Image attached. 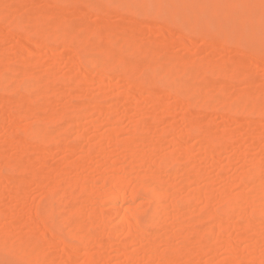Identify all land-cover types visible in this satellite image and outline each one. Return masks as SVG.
<instances>
[{"label":"rangeland","instance_id":"374dc122","mask_svg":"<svg viewBox=\"0 0 264 264\" xmlns=\"http://www.w3.org/2000/svg\"><path fill=\"white\" fill-rule=\"evenodd\" d=\"M90 1L97 6L92 8ZM102 2L105 0H0V12L10 15L7 23L0 24V191L4 193L0 197V264H34L27 260L30 256L38 258L37 264H184L182 256L168 263L158 253L180 254L185 246L190 256L188 264H264V214H255L257 208L264 213V203L257 201L259 192L254 195V204H245L244 221L255 223L247 231L236 228L235 216L228 222L230 235L219 229L216 219L202 217L204 222L196 223L204 211L206 195L215 199L211 209L221 216L222 199L246 197L251 188H262L258 185L264 181V139L257 144L251 132L259 130L264 138V114H232L223 119L222 110L235 106L242 94L254 90L253 86L256 91L248 94L264 102V56L253 62L251 55L231 45H211L196 35L165 27L155 15L156 19L144 20L132 11L120 10L118 4L100 15L98 6ZM148 5L139 2L133 7L143 13ZM159 5L167 13L177 3L161 0ZM41 11H45L48 29L60 24L77 33V51L85 55L84 49L91 48L89 43L104 44L107 36H112L114 48L131 61L133 77L123 80L108 72L95 76L90 64L99 55L96 48L89 50L85 63L79 64L78 54L65 44L53 42L55 38L40 44L33 33L36 28L41 30L35 17ZM183 23L188 27L192 20L187 18ZM24 24L34 26L32 35L14 29ZM58 29L62 34L64 28ZM146 48L155 50L152 56ZM152 52L159 62L152 59ZM202 68L208 70L203 84L195 88L201 95L192 99L202 101L207 94L212 102L217 101L215 104H223L217 107L223 108L222 113L215 108L201 111L188 106L187 100L177 102L176 94L166 96L167 80L192 83L189 73ZM234 68L238 75L239 71L248 75L240 72L241 80L232 78L231 83L218 74L219 69L229 72ZM141 76L157 81V96L151 98L145 90L130 87L132 80ZM80 107L83 109L78 110ZM188 117L194 123H206L210 137H230L229 145L207 155L204 137L182 132ZM240 118L245 125L236 121ZM149 120L153 121L150 131L139 133V125L149 124ZM170 126L175 127L174 132H167ZM38 133L49 138L59 135L63 141L43 145L36 142ZM18 139L26 143L20 145ZM101 140L102 154L93 153L92 148ZM124 143H136L135 150L149 155L151 163L138 162L133 173H126L130 151L121 150ZM156 143L162 148L156 150ZM159 157L163 159L161 164ZM256 162L260 178L246 179ZM187 163L197 174L190 183L179 172ZM146 175L160 188L173 191L176 204L168 207L160 233L124 245L117 239L125 233L119 230V215L108 204H101L100 192L108 185L129 191L145 182ZM119 181L126 182V188L114 185ZM17 189L22 190L21 198L12 194ZM192 192L202 193L203 199L191 200ZM154 206L148 193L142 192L134 202L138 220ZM94 213L103 215L105 223V232L98 233L99 244L94 246H83L59 229L50 228L47 233L39 227L40 220L48 228L54 223L66 233L76 231L86 238L94 232ZM108 231L114 235H108ZM196 231L214 243L212 253H203L200 244L191 241ZM229 241L235 252L228 250L232 248Z\"/></svg>","mask_w":264,"mask_h":264},{"label":"bare ground","instance_id":"6f19581e","mask_svg":"<svg viewBox=\"0 0 264 264\" xmlns=\"http://www.w3.org/2000/svg\"><path fill=\"white\" fill-rule=\"evenodd\" d=\"M47 1H51V0H47ZM160 1L161 0H105V2H102L103 4H101L102 6H98L99 7L98 12L100 13V15L106 14L109 9L111 10V8L113 9L114 7H117V4H118L120 6V10H124L125 12L132 11L142 16L144 20H146L145 18L152 19V17H154L152 15H155L156 18L160 19L163 22L165 27L175 28V29H178L179 31L182 30L183 33L189 36L196 35L200 38H203L204 40H207L211 45L213 44L214 46H219V47L231 45L235 47L237 50L239 49V51L244 52L245 55L247 54L246 56L251 55L253 62L258 61L259 57L264 56V0H164L169 3H177V5H173L167 13L163 12L162 10L158 8V7H161L159 5ZM139 2H143L146 4L149 3L148 6H145L143 13L138 12L137 9L133 7V4L139 3ZM152 3H158V4L152 5ZM91 4L93 3H91L90 1V5ZM91 6L93 8L97 5H94V6L91 5ZM3 11L0 12L1 13L0 14V24L2 25L7 23L8 16H10L9 13H5ZM35 17H36L37 23L40 24L39 27L38 26L36 27H38L41 30L37 31L38 29L36 28L35 29L36 33H33V34L36 36L34 38H36L40 44H47V42H52L51 39L55 38L53 39L54 40L53 42L65 44L67 46V49L74 52L75 54L76 53L78 54L76 55L78 56L77 60L79 64L85 63L87 60V54H89L88 53L89 50L91 51L92 48H96V51L99 52L98 53L99 55H97V58L91 60V64H90V68L96 74L95 76L101 77L102 73L108 72L111 74H115L116 76H118L119 78L123 80L133 77L131 75V66H132L130 64L131 61L127 59L126 57L121 56L120 53L114 48V41H113L112 36L108 35L107 41H103L104 44H102V41L101 43H98L97 42L98 40L96 41L97 44H94L95 41L93 43L92 42L89 43L91 45V48L84 49V50H87V53L85 52L86 53L85 55L83 52L80 53L77 51L78 50L77 42L79 41L80 38L79 36H77V33H75L73 30H70L71 28L69 29V27H65L60 24H55L51 27V30L50 28L48 29V27L45 25V20H44L45 11L39 12L38 14H36ZM155 17L153 19H156ZM187 18L192 20L191 26H188V27L183 25L184 24L183 20ZM24 25H21L20 27L19 25H17L16 28L14 29L18 28L17 30L23 31L26 34V36L32 35L31 32H32V28L34 27L33 24H31L33 27H31L28 24H26L27 27L26 25L25 26ZM58 28L60 29L64 28V31L67 33L63 31L62 34L64 35H62L60 33L62 31L60 30L59 32ZM49 30L52 32H49ZM54 30H57V31H54ZM72 31L75 35H73ZM105 31L106 30H104L105 35L108 34L107 31L106 32ZM37 32H39L40 34ZM48 33L49 34L52 33V35H49ZM57 33L58 35L60 34L61 35L57 36ZM65 42H68V44H66ZM149 49L150 48H146V50H148V53H150L149 55H151V51H155V50H153V48L150 50ZM92 51H95V49H93ZM144 53H146V51ZM152 54L154 57V58L152 57V59L157 61L158 58L155 59L156 54L154 52H152ZM115 65H118V66H115ZM234 69L229 70V72H227L228 70L219 69L218 74L226 76V78H229V80L232 78L236 79V81L237 79L241 80L240 78L243 77V75L240 74L241 71H239V75H238V71L236 70V68ZM207 70H208L207 68H202V69H197L196 71L189 73L190 75H192V78H193L192 83H189V82L187 83L186 81L182 83H177L173 81L171 82V80H167L166 81L167 83H165V86H166L165 88L167 91L166 96L173 97V95L176 94L178 96L177 98L179 99L177 102H182L184 100H187L188 106L189 105L197 106L201 111L212 109L214 111L217 110L219 112L220 108L217 109V107H219V104L221 107L222 103L215 104V102L217 101H215L214 99V102H212L211 101L212 98H209L210 96L207 94H204L205 95L204 98L205 97L207 98V99L205 98L206 100L204 98L202 99V101L196 100L197 102L193 100L196 95L198 96L201 95L197 93L195 88L203 84ZM231 72L233 73L232 75H231ZM228 73H229V76H228ZM241 73H243L244 75H248V72H241ZM234 76L235 77L239 76V77L235 78ZM146 77L147 76H144L143 78L141 76L140 78L133 79L132 85L130 87L132 89L145 90L148 93V95H150L151 98L152 97L154 98L155 96L158 95V89H157L158 83L157 81L154 80L153 77H149L148 79L150 80L145 79ZM69 83H70V80H69ZM231 83H234V82L232 81ZM76 84L74 82L75 87L77 86ZM253 87L252 89L254 90L257 88L255 86ZM254 90L249 91V92H252L254 94V92L256 91ZM248 93L247 92L245 93L247 96H245V94L241 95L243 96V97H240L241 101L238 99L236 101L237 104L243 101L242 102L243 104L242 103L241 105L236 104L235 106H232V107L230 106L225 109L222 108L223 110L222 109L221 110L223 113L220 110V112L223 115V119H228L229 115H232V114L237 115L241 113L242 114L248 113V114H251L252 116L256 115V116L263 117L264 102L261 101L260 99L259 101L257 97H256L257 99L255 98V96L254 98L251 97L253 96V94L251 93L250 95ZM263 96L264 94L261 95L262 98L260 97L262 100H264ZM250 98L253 100H251ZM223 99H225V96ZM48 100L49 99L46 100V103L49 102ZM82 109L83 108L81 107L78 108V110H82ZM65 114L67 113L65 112ZM62 117L64 118L63 115ZM65 117H67V115H65ZM150 121H151V124H150ZM236 121L240 125L243 124V121L241 120V118L239 120L236 119ZM152 122H153L152 120H149V124H147L148 123L147 121L143 123L142 125H139L138 127L139 133L140 132L148 133L150 131L151 125L153 124ZM0 125H3V123ZM36 131L38 130L36 129ZM174 131H175L174 126H170L167 130V132H174ZM182 132L187 133V135L190 134V135H194L198 137H204L205 141L207 142V148H208L207 155H211V153L222 151L229 145L230 137L228 136H222V138L221 137L217 138L214 136L210 137L208 125L206 123H194L192 122L191 117L187 118V125ZM251 134L256 140L257 144H260L263 142L264 138H262V134L259 130H254L251 132ZM36 136L37 137L39 136L36 142L37 143L41 142L43 145L50 144V143L58 144L63 141V139L59 135H57L54 138H49L46 135L38 133ZM18 143L20 145H24L26 143V140L18 139ZM136 145H137L136 143H124L121 145V150L130 151V154H129L130 164H128L129 167L128 169H126V173H133V169L136 167V164L138 162H140L141 164H145V165L151 163V158L149 155H146L145 153L142 154L141 152L135 150ZM72 147L75 150L76 147L74 145ZM160 147H161V143H156L154 145V148L156 150L160 149ZM102 148H103V142L101 140L95 147L92 148L91 151L93 153L101 155ZM158 159H159L158 164L160 161H161L160 162L161 164L163 159L161 157H159ZM186 165L187 166L180 167L181 169H179L180 170L179 172L182 173L183 177L185 178L184 180L190 183L191 182L190 180L193 177V175H197V174L195 173L196 171L193 166H191L189 163H187ZM254 166L255 167H254L253 172L249 173L248 176L246 175L245 177L246 179H249V177L250 178H260V175L257 170V167L260 166L259 163L256 162ZM149 171H150V168H149ZM147 173H151V172H147ZM155 173H158V172H155ZM173 173H178V171H173ZM146 178L147 180L149 178L148 181L146 180L147 182L145 180H144L145 182L141 181L139 185H137L133 189H130L129 191L121 190L118 188H113V185H110V186L108 185V187L106 186L103 187V191L100 192L101 204L102 203L108 204L110 208L119 215V224H120L119 230L125 231V233L122 235H118L117 239L120 242L124 243V245L136 243V242H139L145 239L147 240L149 239L151 235L160 233L163 222L166 216L169 214L168 207H172L176 204L175 201H176L177 196H174L176 195L174 193L172 194L173 191L169 189L160 188L159 184L155 180H152L150 175H146L145 179ZM150 179L151 181H154V182L151 183ZM109 183L112 184V182H109ZM75 185L78 186V184H75ZM114 185L120 188H126L125 186L126 182L123 183L122 181H119V182H115ZM258 186H261L262 188H257L256 190L251 188L249 196H246V197L237 196V197L230 198V199L229 198L222 199L224 207L221 208V211H220L221 216L215 214L213 212V209H211V207H213L212 204L215 201V199L210 195L209 196L206 195V197H204V200L206 198L205 207L200 217V221L198 220L199 219L198 218L196 219L197 222L196 221L195 222L198 224H201V222L203 223L205 220L204 217L216 219L219 229L223 230L226 235H230L228 222L231 217L234 218L233 216H235V219L237 218V221H238V223L237 222L235 223L237 224V227L235 225L236 228L247 231V229H249L251 226L255 227V223H247L244 221V208H245V204L246 205L254 204V195L258 194V192L259 194L257 195V201L260 203H264V181L260 182ZM21 191H22L21 189H17V190H14L12 194L15 198H21V195H22ZM142 192L148 193L149 200L155 203V206H154V210H150L146 214V217L139 221L137 218L138 208L134 207V202L140 196ZM3 195H4L3 191H0V197ZM189 197L191 198V200L193 199L199 200V198L201 200L203 199V194L199 192H192L190 193ZM130 201H132V203H130L128 206L126 207L123 206L125 202L129 203ZM51 210L53 211V208H51ZM37 213L38 212L36 211V215H38ZM255 214L258 217H262L264 213L262 209L257 208ZM92 217L94 221V227H93L94 232L93 234H89L86 238H84L83 235H80L76 231L72 233H68V232L66 233V230L64 232L59 226L51 222H49V224L50 223L51 224L48 228L40 220L39 227L47 231V233H50L49 231L50 228L51 229L53 228L56 230L59 229L58 231L62 232L65 236H68V238H71V239H75L76 241H78L77 243H80L83 246H94V245L99 244V240L97 238L98 233L105 232V225H104L105 223H104V217L101 214L94 213ZM202 217L204 220L202 219ZM199 233L200 231L199 232L196 231L192 233L193 238L191 239V241L198 242L200 244L199 250H201L203 253H208V254L212 253L216 248L214 243H211V241H208V239L205 238V236H203L204 235L203 233H202L203 235ZM107 234L111 236L114 235V233L111 231L110 232L108 231ZM121 237L122 239H120ZM261 237L262 239H264V232L261 235ZM59 239L62 241L60 237ZM188 239L189 238L187 237L186 240ZM231 242L232 241H229V246L232 248L228 250L235 252L234 244ZM4 248L5 247H3L1 250H4ZM33 248L35 251H37L35 244H33ZM154 248L153 250L155 251ZM182 250L183 252L181 253L180 251ZM182 250L178 251L180 252V254L179 253H172V254L158 253V255L160 254L159 258H161L164 262H168V263L171 261L173 262L177 260L178 256H182L184 260V264H188L190 262V256L188 255V249H186V246H185ZM27 260L34 264H37L36 261L38 260V258L34 259L33 256H30Z\"/></svg>","mask_w":264,"mask_h":264}]
</instances>
